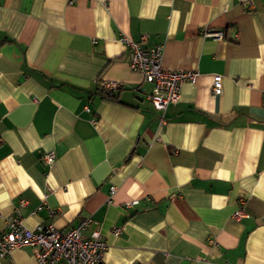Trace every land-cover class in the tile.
<instances>
[{
  "label": "crops",
  "instance_id": "crops-1",
  "mask_svg": "<svg viewBox=\"0 0 264 264\" xmlns=\"http://www.w3.org/2000/svg\"><path fill=\"white\" fill-rule=\"evenodd\" d=\"M69 1L0 0V230L88 216L102 264H264V0ZM121 36L198 72L163 124Z\"/></svg>",
  "mask_w": 264,
  "mask_h": 264
},
{
  "label": "built area",
  "instance_id": "built-area-1",
  "mask_svg": "<svg viewBox=\"0 0 264 264\" xmlns=\"http://www.w3.org/2000/svg\"><path fill=\"white\" fill-rule=\"evenodd\" d=\"M70 0L69 2H72ZM203 35L220 39V31L204 30ZM121 42L129 49L128 65L133 71L140 73L143 80L152 84V91L147 98L158 114L159 123L165 119L163 113L168 105L178 101L180 87L184 82L193 83L198 75L197 71L175 69L169 70L161 66V46L144 47L127 36H121ZM100 87L108 95L114 94L118 84L113 81L101 82ZM221 76L215 75L212 79L211 93L220 92ZM41 160L50 165L55 160L53 151L42 154ZM115 187H110V194ZM136 199L125 202V207H131ZM25 201H20V206ZM54 210H49L53 214ZM237 212L234 217L239 218ZM92 223L88 217H81L75 225L61 229L52 224H39L35 229L26 227L17 210L6 219L0 230V257L7 256L14 249L29 246L34 248V257L37 264H98L101 262L107 244L101 233L94 229L89 235L83 231Z\"/></svg>",
  "mask_w": 264,
  "mask_h": 264
},
{
  "label": "trees",
  "instance_id": "trees-1",
  "mask_svg": "<svg viewBox=\"0 0 264 264\" xmlns=\"http://www.w3.org/2000/svg\"><path fill=\"white\" fill-rule=\"evenodd\" d=\"M99 88H100V87H99ZM99 93L102 94V97H103L104 99H107V100H109V101H111V102H117V101H118V100H117V97H116L115 94L108 95L107 92H105L102 88H100V92H99Z\"/></svg>",
  "mask_w": 264,
  "mask_h": 264
},
{
  "label": "water",
  "instance_id": "water-1",
  "mask_svg": "<svg viewBox=\"0 0 264 264\" xmlns=\"http://www.w3.org/2000/svg\"><path fill=\"white\" fill-rule=\"evenodd\" d=\"M254 113H258L260 110L259 109H253L252 110ZM98 264H102L101 262H99Z\"/></svg>",
  "mask_w": 264,
  "mask_h": 264
}]
</instances>
